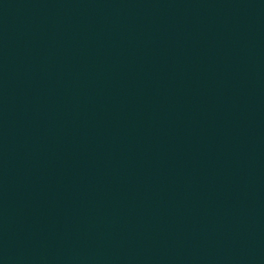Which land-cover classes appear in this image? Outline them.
Here are the masks:
<instances>
[{
  "label": "water",
  "instance_id": "obj_1",
  "mask_svg": "<svg viewBox=\"0 0 264 264\" xmlns=\"http://www.w3.org/2000/svg\"><path fill=\"white\" fill-rule=\"evenodd\" d=\"M0 264H264V0H0Z\"/></svg>",
  "mask_w": 264,
  "mask_h": 264
}]
</instances>
